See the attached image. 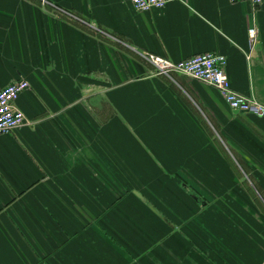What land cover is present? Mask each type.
Instances as JSON below:
<instances>
[{
  "label": "crops",
  "instance_id": "1",
  "mask_svg": "<svg viewBox=\"0 0 264 264\" xmlns=\"http://www.w3.org/2000/svg\"><path fill=\"white\" fill-rule=\"evenodd\" d=\"M205 52L264 105V3L0 0V89L30 85L0 136V264H264V116L146 59ZM128 166L178 190L128 193Z\"/></svg>",
  "mask_w": 264,
  "mask_h": 264
},
{
  "label": "built area",
  "instance_id": "2",
  "mask_svg": "<svg viewBox=\"0 0 264 264\" xmlns=\"http://www.w3.org/2000/svg\"><path fill=\"white\" fill-rule=\"evenodd\" d=\"M46 3L50 0H40ZM132 8L138 12L153 9H162L168 3L176 0H127ZM230 2L246 1L259 6L264 0H229ZM250 43L254 42L256 29H248ZM146 59L152 66L154 74L170 76L178 74L190 77L206 85L215 88L229 109L256 117L264 116V105L257 101L246 99L236 93L229 82L225 72V57L216 53L205 52L196 54L188 59L173 62L162 57L146 55ZM30 88L28 81L19 79L9 83L0 89V136L9 134L25 124L23 113L17 107V101L21 93Z\"/></svg>",
  "mask_w": 264,
  "mask_h": 264
},
{
  "label": "rangeland",
  "instance_id": "3",
  "mask_svg": "<svg viewBox=\"0 0 264 264\" xmlns=\"http://www.w3.org/2000/svg\"><path fill=\"white\" fill-rule=\"evenodd\" d=\"M175 75H178V74H175ZM172 76H174V75H172ZM145 176L140 178L139 175L135 174L134 168L128 166L127 167V173H126L128 193L130 192V190H132L134 188H138L139 190H141L145 194H148V193L155 194L156 196H158L163 201V203H165L167 201L166 193L169 190H175V191L178 190L177 183L172 178L145 177ZM178 185H179V183H178Z\"/></svg>",
  "mask_w": 264,
  "mask_h": 264
},
{
  "label": "water",
  "instance_id": "4",
  "mask_svg": "<svg viewBox=\"0 0 264 264\" xmlns=\"http://www.w3.org/2000/svg\"><path fill=\"white\" fill-rule=\"evenodd\" d=\"M234 112H238V111H234ZM133 194L143 203L145 204L154 214H156L157 216H160L158 215L157 211L152 207L150 206L146 200L136 191H133Z\"/></svg>",
  "mask_w": 264,
  "mask_h": 264
}]
</instances>
